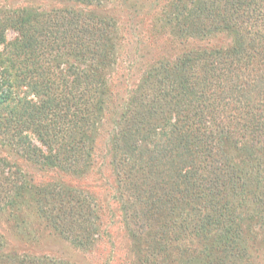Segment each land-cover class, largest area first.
<instances>
[{"label": "trees", "instance_id": "1", "mask_svg": "<svg viewBox=\"0 0 264 264\" xmlns=\"http://www.w3.org/2000/svg\"><path fill=\"white\" fill-rule=\"evenodd\" d=\"M8 1L19 0H0V218L11 230L33 239L16 219L32 213L72 246H93L104 233L94 198L36 184L20 162L83 175L108 126L137 264H253L264 235V0H162L150 20L180 50L143 54L116 109L109 82L124 35L96 12L105 0ZM9 242L0 231V264H70Z\"/></svg>", "mask_w": 264, "mask_h": 264}, {"label": "rangeland", "instance_id": "2", "mask_svg": "<svg viewBox=\"0 0 264 264\" xmlns=\"http://www.w3.org/2000/svg\"><path fill=\"white\" fill-rule=\"evenodd\" d=\"M133 1L105 0L102 8H96V12L116 18L124 35V37L122 36L119 58L113 67L109 82L114 91L110 100V107L115 109L125 100L128 91L133 88L137 81L142 65H144L142 64L143 54L153 50L155 45L160 48V51L171 57H174L177 50H180L179 44L170 43L166 36L156 33L155 22L150 20L154 11L160 12L162 0H136V3L132 5ZM5 4L15 7L27 5L28 2L19 0L8 1ZM31 4L40 8H49L54 5L48 0H35ZM6 37L12 39L15 37V33L9 30ZM222 38L224 37L218 36L216 40ZM107 129L108 126L98 131L93 162L83 175L66 174L57 169L44 170L37 165L20 162L23 170L36 184L60 181L94 198L104 233L101 236L100 234L96 235V241L91 248L81 249L72 246L68 241L42 225L32 213L17 214L19 229L26 230L29 235H33V239H21L11 230L8 221L5 220L6 218H0V231L8 237L9 241L12 240L11 243L9 242L11 251L27 252L30 255L45 256L70 264H137L130 249V238L121 222L119 204L113 194L114 177L106 152ZM30 141L39 146L34 138H30ZM255 243L256 247L252 249L253 264H264V235L259 236ZM181 255L176 254V258L180 260L184 257Z\"/></svg>", "mask_w": 264, "mask_h": 264}]
</instances>
